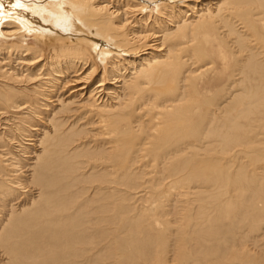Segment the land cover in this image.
<instances>
[{
	"label": "bare ground",
	"instance_id": "1",
	"mask_svg": "<svg viewBox=\"0 0 264 264\" xmlns=\"http://www.w3.org/2000/svg\"><path fill=\"white\" fill-rule=\"evenodd\" d=\"M217 91L222 101L208 109L206 102ZM221 119L229 131L221 140L248 148L245 154L255 165L263 152L256 145L264 137V0H0V187L16 179L11 163L2 158L3 148L18 154V163L31 160L24 164L33 171L37 165L41 175L55 160L64 166L70 155H83L80 150L90 147L93 138L102 141L79 163L118 168L124 159L130 161L121 152L138 140L137 151L157 145L168 149L172 165L187 159L201 164L200 150L186 151L199 147L204 135L214 132L209 125ZM211 148L202 149L213 158ZM219 169L216 179L229 183L230 165ZM257 170L247 185L253 196L264 193V165ZM103 174L97 177L100 183ZM41 175L42 182L31 181L30 192L38 190L35 199L42 193L46 198V191L60 183ZM238 176L229 187L236 197L244 192ZM208 178L194 175L196 182L212 180ZM10 191L0 188V202L1 194L12 195ZM23 205L16 201L3 208L0 232L15 212L26 211ZM43 212L41 218L52 221L45 208ZM176 255L178 261L181 254ZM242 256L251 262V254ZM258 260L264 264V257ZM170 262L164 256L153 264Z\"/></svg>",
	"mask_w": 264,
	"mask_h": 264
},
{
	"label": "rangeland",
	"instance_id": "2",
	"mask_svg": "<svg viewBox=\"0 0 264 264\" xmlns=\"http://www.w3.org/2000/svg\"><path fill=\"white\" fill-rule=\"evenodd\" d=\"M217 92L214 94V99L206 102L208 109L214 107V102L217 104L222 101V94ZM205 104L202 105V109L207 110ZM208 128H213L214 132L204 135L205 138H202L199 147L186 151L187 154H191L200 150L197 158H201V164H190V160L184 155L183 159H187L188 162L172 165L171 159H168L172 154L168 153V149L163 151V148L160 149L157 145L158 147L150 148L147 152L137 151L138 140L130 145L126 153L121 152L124 154L123 157L130 161L124 159V163L118 168L106 162L79 163L80 160L85 159L82 156H91L89 151H94L96 145L102 141L93 138L90 147L80 150L84 152L83 155L79 157L70 155L71 162L69 164L68 161L65 162V167L56 163L54 158L55 161L50 165L51 169L45 165L41 175L37 172L39 171L37 165L34 171L29 168L31 166H27V163L31 164V160L21 159L18 163V154L16 157L7 153L10 150L3 148L2 158H7L9 164L13 165L12 167L9 165V169L16 179H14L15 184L10 182L0 187L12 190L10 191L12 195L1 194L3 200L0 202L2 205L0 217L3 208L15 204L16 201L25 202L22 207L25 206L27 209L26 211L22 209L21 214L15 212L11 217L13 218L11 223L6 224L0 232V264H153L157 257L164 258V256L165 261H171V264H263L258 259L264 257V193L253 196L251 188L247 189V185L251 179L250 173L260 172L257 168L264 165V149H262L264 137L262 143L256 145L258 152L263 151L259 154L261 157L254 162L255 165H252L253 158L245 154L249 151L248 148L229 147L221 140V136L228 131L222 119L213 121ZM249 138L253 140V137L249 136ZM205 146L212 147L213 158L208 156L211 154H205L206 150L202 149ZM253 151H256L255 147ZM59 156L61 155L55 157L59 158ZM149 156L153 158L150 160ZM161 158L165 161H161ZM157 160L158 163L160 161L165 163L167 167L160 164L158 166ZM26 161L27 163L24 164ZM204 163L205 165H202ZM14 164L18 166L16 170L17 166L14 167ZM214 164L215 166H211ZM228 164L231 171L226 172L229 183H221L224 179L220 177L216 179L219 171L223 170L219 168H226ZM27 167L30 171L26 169ZM29 172L33 173V176L29 177ZM100 173H104L101 183L97 179ZM238 173L244 192L236 197L229 187L231 182L237 179ZM38 174L45 179L54 177L60 181L46 191V198H43L44 193H42L41 197L35 199L34 195H38L37 189L30 192L31 186L33 187L31 181L35 183L43 181ZM194 175L198 179L203 177L209 179L208 177L211 176L212 180L196 182ZM19 179L25 186L23 188L25 191H21L23 186L20 185ZM11 184L14 186L12 187ZM224 184L228 188L222 187L225 186ZM24 192L25 194L29 192V197L24 195ZM19 195L21 197H18ZM247 198L249 201L246 203ZM32 200L35 201L30 207ZM43 208L48 214L46 217L52 221H44L41 218L40 214L44 213ZM56 230L62 233L52 232ZM234 235L237 239L239 237L238 241ZM61 242L64 245L59 246ZM63 246L68 248L65 249ZM174 254H177V259L178 254H181V258L178 261L174 260ZM243 254L246 256L251 254V262L247 261V257L242 256Z\"/></svg>",
	"mask_w": 264,
	"mask_h": 264
}]
</instances>
